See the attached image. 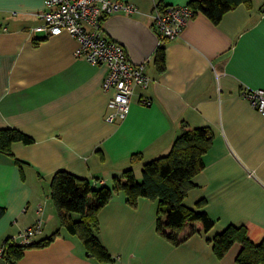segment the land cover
<instances>
[{
	"label": "crops",
	"instance_id": "1",
	"mask_svg": "<svg viewBox=\"0 0 264 264\" xmlns=\"http://www.w3.org/2000/svg\"><path fill=\"white\" fill-rule=\"evenodd\" d=\"M123 1L135 5L144 14L136 19L151 28L145 15L155 7L192 0ZM45 11L44 0H0L6 27L0 30V130L16 129L32 140L13 143L11 155L0 152V264L5 240L38 220L43 229L33 242L58 236L24 250L16 264H102L61 226L50 177L66 170L111 187L132 169L139 180L142 163L165 156L183 124L213 130L185 205L193 208L203 199L214 228L175 245L157 231L156 201L139 198L132 207L119 192L97 214L98 238L112 258L107 264H237L239 243L218 258L207 239L244 225L251 242L264 240V117L241 96L264 90V0L239 5L218 25L197 12L179 38L160 41L165 70L148 60L151 82L135 89L128 115L114 122L106 119L110 95L102 90L107 67L75 57L78 43L66 32L35 33ZM135 155L141 162L133 165Z\"/></svg>",
	"mask_w": 264,
	"mask_h": 264
},
{
	"label": "trees",
	"instance_id": "2",
	"mask_svg": "<svg viewBox=\"0 0 264 264\" xmlns=\"http://www.w3.org/2000/svg\"><path fill=\"white\" fill-rule=\"evenodd\" d=\"M239 5L249 7L250 0H192L188 7L218 25L225 14ZM151 60L158 72L165 70L162 45L157 47ZM15 142L27 145L32 140L16 129L0 130L1 153L11 155V145ZM212 142L213 130L210 127L189 128L183 124L165 156L142 163L140 180L136 179L132 169H128L120 178L113 179L111 187H96L89 180L66 170L56 171L50 177V198L61 226L68 234L81 240L92 258L102 264L110 263L112 258L98 238L97 214L115 194L122 192L132 207H135L139 198L157 202V231L171 243L180 245L196 234L208 236L214 228V222L203 211L205 201L200 199L191 208L185 205V198L190 190L196 188L194 179L204 168L203 156ZM13 161L20 164L16 159ZM140 162V155L130 160L133 165ZM4 212L0 208V218ZM57 236L58 232L30 245H20L9 238L3 244L2 258L5 264H16L24 250L46 246ZM207 242L218 258H222L235 243H239L241 251L236 258L237 264H264V240L258 245L251 242L244 225H230L208 238Z\"/></svg>",
	"mask_w": 264,
	"mask_h": 264
},
{
	"label": "built area",
	"instance_id": "3",
	"mask_svg": "<svg viewBox=\"0 0 264 264\" xmlns=\"http://www.w3.org/2000/svg\"><path fill=\"white\" fill-rule=\"evenodd\" d=\"M44 5L46 11L40 15L43 23L33 31L46 37L66 32L78 43L75 57L91 65L106 66L108 74L102 90L110 95L107 106L111 110L106 119L109 122L123 120L130 111V99L135 89H146L151 79L145 74L144 66H135L126 49L107 36L104 22L117 15L136 18L144 14L123 0H44ZM194 14L188 6H170L155 7L145 16L152 21L151 28L160 41H173L180 37ZM0 30L5 31L6 27L0 24ZM241 96L264 117V90L247 89ZM42 211L39 206L36 212L40 215ZM42 229V221L38 220L11 239L20 245H30Z\"/></svg>",
	"mask_w": 264,
	"mask_h": 264
},
{
	"label": "water",
	"instance_id": "4",
	"mask_svg": "<svg viewBox=\"0 0 264 264\" xmlns=\"http://www.w3.org/2000/svg\"><path fill=\"white\" fill-rule=\"evenodd\" d=\"M109 38L121 44L135 66H144L159 46L158 35L142 21L126 16H113L104 22Z\"/></svg>",
	"mask_w": 264,
	"mask_h": 264
},
{
	"label": "rangeland",
	"instance_id": "5",
	"mask_svg": "<svg viewBox=\"0 0 264 264\" xmlns=\"http://www.w3.org/2000/svg\"><path fill=\"white\" fill-rule=\"evenodd\" d=\"M141 176H139V180H140Z\"/></svg>",
	"mask_w": 264,
	"mask_h": 264
}]
</instances>
